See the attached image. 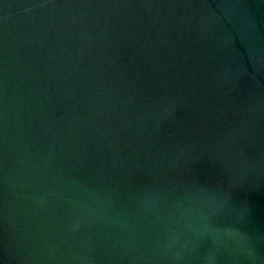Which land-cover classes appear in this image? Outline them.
<instances>
[{"label":"water","instance_id":"1","mask_svg":"<svg viewBox=\"0 0 264 264\" xmlns=\"http://www.w3.org/2000/svg\"><path fill=\"white\" fill-rule=\"evenodd\" d=\"M0 264H264V0H0Z\"/></svg>","mask_w":264,"mask_h":264}]
</instances>
